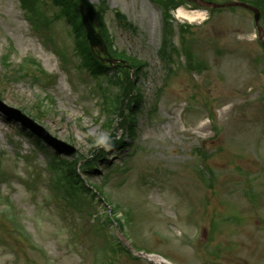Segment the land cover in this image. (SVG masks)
I'll use <instances>...</instances> for the list:
<instances>
[{
  "label": "rangeland",
  "instance_id": "obj_1",
  "mask_svg": "<svg viewBox=\"0 0 264 264\" xmlns=\"http://www.w3.org/2000/svg\"><path fill=\"white\" fill-rule=\"evenodd\" d=\"M114 1L138 30L134 34L122 28L112 11L107 15L110 29L115 34L118 47H127L149 61L140 86L147 89L151 98L154 88L163 84L164 76L159 58L160 6L150 0ZM214 16L211 15L202 24L195 23L191 28L195 39L192 46L194 53L206 62L208 68L202 74H195L183 64L185 56L176 59L173 75L160 98L159 112L154 122L149 121L144 125V143L130 183L125 191L115 192L113 188L116 198L119 197L128 205L136 203L137 215L143 211L148 216L143 232L148 231V228L151 231L158 228L151 223L160 222L164 227L162 231L169 240L174 241L172 245L167 243L161 247L179 258L188 251L183 252L176 245L178 235L174 229L170 230L172 217L175 216L169 215V209L172 210V206H179L180 209L184 206L190 211L202 205L205 199V208L210 202L212 206L237 211L242 206L237 196L243 195L244 185L255 180L258 183L256 178L259 174L256 172L260 164L251 149L261 144V141L264 143V62L260 64L263 52L254 40L252 15L239 9L237 13L225 11ZM0 25L16 40L19 53L12 56L14 63H19L26 56H34L55 78L49 86L55 103L44 99V92L39 86L35 89L28 87L25 79L6 85L9 88L4 91L5 101L9 105L24 108L25 113L34 116L39 100L48 108L45 117L38 120L41 124L55 132L57 126L72 121L79 128L82 139L92 134L98 139L97 142L104 140L109 131L102 126L106 116L101 114L100 106L88 97L89 85L79 74L71 72L73 62L63 64L51 53L44 35L38 34L24 19L18 0H0ZM53 29L60 45L69 52L71 40L65 31L68 29L66 22H56ZM177 43L180 44L179 40ZM4 52L6 42L0 34V60ZM46 77L42 75V83ZM219 102H224L223 107L218 109L220 117L216 124H211L210 111ZM186 105L192 110L182 113ZM202 139H206L207 143V162L219 175L216 181L213 180V188L207 186L194 170L195 162L199 161L197 143ZM19 141H22L23 154H27L29 146L26 142L6 125L0 124L2 151L13 156ZM37 161L44 164L40 157ZM28 166L18 163L11 183L4 186L5 192L14 197L30 227L36 224L44 229L41 240L48 243L60 264H89L86 239L78 240L76 236L73 239L74 229L72 226L70 229L72 223L63 220L64 211L58 206L54 193L47 189V181L40 179L34 172L28 178ZM251 174H255V177L249 178ZM143 176H146L147 181L142 180ZM109 186L112 187L111 184ZM178 193L181 194L176 195ZM230 193L235 195L230 196ZM189 195L198 198L193 200ZM244 208L247 209V205ZM157 212L162 213L157 215ZM253 219L256 222L257 219ZM82 224L86 227V224ZM182 237L191 249H196L190 245L186 231ZM252 237L256 239V231ZM261 241L258 238L256 242ZM4 253L0 248V261L3 264H16ZM186 262L192 264L191 261Z\"/></svg>",
  "mask_w": 264,
  "mask_h": 264
},
{
  "label": "bare ground",
  "instance_id": "obj_2",
  "mask_svg": "<svg viewBox=\"0 0 264 264\" xmlns=\"http://www.w3.org/2000/svg\"><path fill=\"white\" fill-rule=\"evenodd\" d=\"M181 13L185 14V12H183L182 10H180Z\"/></svg>",
  "mask_w": 264,
  "mask_h": 264
}]
</instances>
